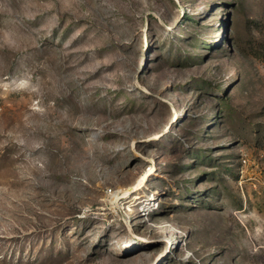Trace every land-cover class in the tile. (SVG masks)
Masks as SVG:
<instances>
[{
  "label": "rangeland",
  "instance_id": "374dc122",
  "mask_svg": "<svg viewBox=\"0 0 264 264\" xmlns=\"http://www.w3.org/2000/svg\"><path fill=\"white\" fill-rule=\"evenodd\" d=\"M0 264H264V0H0Z\"/></svg>",
  "mask_w": 264,
  "mask_h": 264
}]
</instances>
